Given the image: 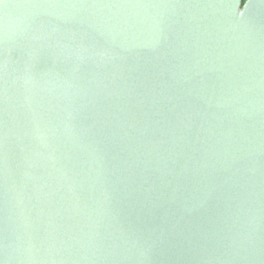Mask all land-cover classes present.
<instances>
[{"label":"water","instance_id":"obj_1","mask_svg":"<svg viewBox=\"0 0 264 264\" xmlns=\"http://www.w3.org/2000/svg\"><path fill=\"white\" fill-rule=\"evenodd\" d=\"M0 264H264V0H0Z\"/></svg>","mask_w":264,"mask_h":264},{"label":"trees","instance_id":"obj_2","mask_svg":"<svg viewBox=\"0 0 264 264\" xmlns=\"http://www.w3.org/2000/svg\"><path fill=\"white\" fill-rule=\"evenodd\" d=\"M245 1V0H244Z\"/></svg>","mask_w":264,"mask_h":264}]
</instances>
